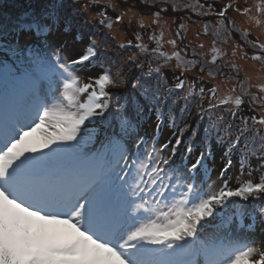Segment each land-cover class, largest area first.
<instances>
[{"label": "snow or ice", "instance_id": "6c2138e0", "mask_svg": "<svg viewBox=\"0 0 264 264\" xmlns=\"http://www.w3.org/2000/svg\"><path fill=\"white\" fill-rule=\"evenodd\" d=\"M262 132L264 0H25L0 13V264H264Z\"/></svg>", "mask_w": 264, "mask_h": 264}, {"label": "rangeland", "instance_id": "374dc122", "mask_svg": "<svg viewBox=\"0 0 264 264\" xmlns=\"http://www.w3.org/2000/svg\"><path fill=\"white\" fill-rule=\"evenodd\" d=\"M85 2H87V3H89V0H86ZM107 2V0H100V3L101 4H104V3H106ZM128 2L129 3H131L132 2V0H128ZM215 2L217 3V4H220V3H223V2H227V0H215ZM237 2L238 3H240L241 5H245L246 6V2H248V4L250 5V6H252V5H254L255 3H257V0H237ZM98 9L97 8H95L94 10H93V12H96ZM118 11H119V9H117ZM109 11H111L112 12V10L111 9H109ZM110 16H112L113 18H114V16H115V13L114 12H112V13H108ZM194 19H195V17H194ZM98 20H99V17H98V19H96V17H92V22H90L88 25H84V27H83V29H86V30H88V31H94V30H96V34H97V36H99L100 38H103V39H107L108 37H106L107 35H108V29H103L100 25H99V23H98ZM114 26H116V25H114ZM118 27V26H117ZM122 27V29L126 32V36H125V42L128 40V39H133V35H132V33H133V31L136 29V25H135V22H133V24H132V26L130 27L129 25H128V21H127V19L125 18V23H124V25L123 26H121ZM191 27V26H190ZM121 29V30H122ZM122 30V31H123ZM256 35V33L254 32L253 33V36H255ZM189 38H191V35H190V33H189ZM112 39V38H111ZM108 41V40H107ZM115 42V41H114ZM133 51H135V49L134 48H130V49H125V50H123V51H120L119 52V56H127V55H130ZM249 53L250 54H252V50L251 49H249ZM109 55H111L114 59H118V54H117V52H109ZM249 63V65L252 63L251 61H249L248 62ZM145 68H147V62H145ZM241 75H243V74H241ZM251 123V122H250ZM260 126L259 125H257V128H259ZM264 132H262V134H263ZM165 134H167L166 133V130H165ZM243 142V141H242ZM209 163L211 164V167L213 168V172H212V179L214 180V179H216L217 178V175H218V172H219V169H220V167L223 165V163H224V161L220 158V155L219 154H216V160H215V163H213L211 160L209 161ZM229 173V172H228ZM244 175V174H243ZM242 175V176H243ZM241 176V175H240ZM216 177V178H215ZM227 177V176H226ZM225 177V178H226ZM254 178H255V176H253ZM258 236H260V234L258 233V234H256V237H258ZM255 237V238H256Z\"/></svg>", "mask_w": 264, "mask_h": 264}, {"label": "trees", "instance_id": "16d2710c", "mask_svg": "<svg viewBox=\"0 0 264 264\" xmlns=\"http://www.w3.org/2000/svg\"><path fill=\"white\" fill-rule=\"evenodd\" d=\"M86 0H81V3L82 4H87V2H85ZM95 8H91L87 13H85V15L84 16H82V17H80V19L83 21V20H87V21H89V22H92V17H96V19H98V17L97 16H95V12H93V10H94ZM108 13H112L111 11H108ZM94 32H96V30H94ZM110 41H112V39H110V38H108ZM165 50L166 51H170V48H169V46H165ZM135 51H136V49H135ZM167 83H168V85L169 86H171V84H172V78H171V76L169 75V77H168V81H167ZM243 112H244V114L245 115H252V114H256L257 115V117L259 118V112H260V110L257 108L256 110H255V112H253L251 109H249L248 107H247V105L244 107V109H243ZM242 144H243V142H242ZM254 160H256V158L255 157H253L252 158V160H251V164H252V161H254ZM257 165V160H256V163H255V166ZM254 174L256 173V171H254L253 172ZM260 172H258V174H259ZM247 175H248V173L247 172H245L244 173V177L245 178H247Z\"/></svg>", "mask_w": 264, "mask_h": 264}, {"label": "bare ground", "instance_id": "6f19581e", "mask_svg": "<svg viewBox=\"0 0 264 264\" xmlns=\"http://www.w3.org/2000/svg\"><path fill=\"white\" fill-rule=\"evenodd\" d=\"M127 18V17H126ZM111 35H115L116 37V42H119V41H124V34H125V31L123 32L119 27L117 26H114L113 27V30H111ZM191 34V33H190Z\"/></svg>", "mask_w": 264, "mask_h": 264}]
</instances>
